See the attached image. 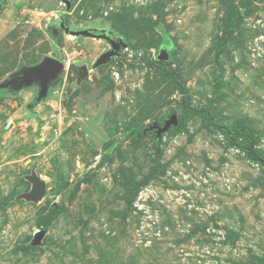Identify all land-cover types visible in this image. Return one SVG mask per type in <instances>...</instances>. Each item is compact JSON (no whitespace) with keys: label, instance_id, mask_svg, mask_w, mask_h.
Segmentation results:
<instances>
[{"label":"rangeland","instance_id":"374dc122","mask_svg":"<svg viewBox=\"0 0 264 264\" xmlns=\"http://www.w3.org/2000/svg\"><path fill=\"white\" fill-rule=\"evenodd\" d=\"M68 1L0 0V264H264V0Z\"/></svg>","mask_w":264,"mask_h":264},{"label":"water","instance_id":"95a60500","mask_svg":"<svg viewBox=\"0 0 264 264\" xmlns=\"http://www.w3.org/2000/svg\"><path fill=\"white\" fill-rule=\"evenodd\" d=\"M63 1L68 6L69 1L68 0H63ZM65 30L68 33H72L76 35L83 34V35L104 37L108 39L112 47L111 50H107L106 52L101 54L100 57L101 60L112 56L115 53V51L119 48V44L117 42L109 39L104 34L96 35L90 32L88 29L72 31L69 27H66ZM158 57H159L158 59L164 60L167 58V54L163 51L160 53ZM62 67H63V63L61 60L52 56H47L39 63L31 67L23 68L20 73L12 75L7 80L1 82L0 88L19 90L31 84H37L38 92H37L36 100L40 101L46 97L50 81L56 77V75L59 73ZM83 71L86 72L87 68L84 67ZM171 123H176L175 116H171L167 121H165L164 126L158 130V133L166 130V128H168ZM30 179L33 182V186L31 190L27 192V197L35 201L39 200L41 196L45 193L46 185L43 182V180H41L39 177L35 175L32 176Z\"/></svg>","mask_w":264,"mask_h":264},{"label":"trees","instance_id":"16d2710c","mask_svg":"<svg viewBox=\"0 0 264 264\" xmlns=\"http://www.w3.org/2000/svg\"><path fill=\"white\" fill-rule=\"evenodd\" d=\"M160 62H161V61H160ZM237 129H239V131H243L244 133H245V131H246L243 127H237ZM247 154H248V156H249V158H250L251 160L256 161V160L259 159L258 154H253V153H251V152H248Z\"/></svg>","mask_w":264,"mask_h":264}]
</instances>
